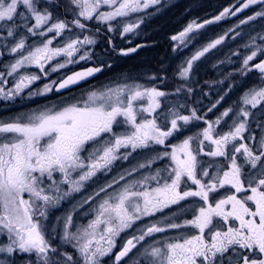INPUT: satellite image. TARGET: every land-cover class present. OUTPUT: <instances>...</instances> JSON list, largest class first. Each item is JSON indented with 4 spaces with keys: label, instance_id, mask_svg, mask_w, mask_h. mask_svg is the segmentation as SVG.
<instances>
[{
    "label": "snow or ice",
    "instance_id": "obj_1",
    "mask_svg": "<svg viewBox=\"0 0 264 264\" xmlns=\"http://www.w3.org/2000/svg\"><path fill=\"white\" fill-rule=\"evenodd\" d=\"M160 3L0 0V58L12 57L7 71H0V100L13 101L26 90L28 98L61 93L110 68L101 59L32 89L42 77L92 60L98 34L135 33L143 17L129 18ZM238 5L194 20L171 37L177 47L187 46L207 25L259 6L196 49L178 66L180 80L188 81L196 62L230 35L240 36L241 26L264 20V0ZM30 38L37 39L29 43ZM106 42L114 52L111 38ZM243 47L250 52L232 53L241 57L240 66L228 76L257 72L258 82L214 120L169 100L182 91L191 94L192 87L184 84L170 93L128 77L0 119V264H16L17 256L23 264H105L106 257H113L112 264H264V58L253 63L264 57V29ZM32 67L39 73L29 72ZM223 100L222 95L207 111ZM201 121L204 127L187 134ZM134 153L140 159L129 168L52 216L88 182ZM78 213L89 217L86 223L74 219Z\"/></svg>",
    "mask_w": 264,
    "mask_h": 264
},
{
    "label": "rangeland",
    "instance_id": "obj_2",
    "mask_svg": "<svg viewBox=\"0 0 264 264\" xmlns=\"http://www.w3.org/2000/svg\"><path fill=\"white\" fill-rule=\"evenodd\" d=\"M222 3L225 7L232 6L235 2L233 0H161L159 5L151 7L146 10L144 13L133 14L129 19L135 20L138 16L143 17V23L140 24V27L137 29L139 32L143 30L149 31L152 24H161L162 21L169 16V19L180 14L181 16H187L188 24L192 21L202 22L206 19H211L214 16L218 15L222 10H217V5ZM259 10V9H258ZM59 10H57V13ZM255 11L249 12L248 15L253 14ZM247 10L239 13L235 17H228L224 20L219 22L207 25L204 29L200 30L199 35L197 38L188 43L187 46H182L183 54L181 57L179 55L180 52L175 56L177 57L175 63H170V73L173 75L169 78V81L166 84V88L164 90L168 92H174L176 87L186 84L194 89L191 94H187L186 91H182L178 95H173L169 97V100L175 104H185L187 108H196L197 111L201 110L202 113H198L200 115L204 113H209L207 110L213 103L217 101L220 96H224V100L217 106L216 109L213 111L217 113V116L226 108L233 106L242 95L243 91L257 83V72H252L246 78H241L238 74L234 77H229L228 73L235 72V70L240 66L241 57L244 54H248L250 52L249 49L243 47L244 44L248 43L249 37L251 35H256L257 32H260L264 29V20H257L255 22H250L249 25H243L241 28L237 29V31L241 32V35L236 37L235 39L231 38L227 39L222 45H219L216 49H213L211 52L207 53L201 60L197 61L194 65L193 74L188 81L180 80L177 76V68L181 65L187 58H189L196 49L200 48L202 45L206 44L210 40L222 35L228 29L235 26L240 19H244L247 16L244 13ZM190 17V18H189ZM183 17L177 18L181 19ZM186 18V17H185ZM174 21V18L171 19V22ZM187 24V25H188ZM133 34V33H130ZM146 34V33H145ZM33 39L37 38H30L29 43H32ZM58 43V41H57ZM256 43H261L259 39H257ZM233 52H240L241 57L233 56ZM264 58L258 56L255 62H259V59ZM12 57L5 55L4 57L0 58V71H7L4 65L11 60ZM223 61V63H221ZM30 69V68H29ZM28 69L29 72H32ZM38 73V72H35ZM52 77L49 76V79ZM9 85L11 86L12 77H8ZM51 80L46 79V77H42L40 81H37L34 85H32V89L42 88L43 84L50 82ZM223 81V83H220ZM118 82H108L106 84H102L97 86L100 88L101 86H108L113 83ZM136 82L147 85V81L145 79H139ZM232 85V90L228 91L229 85ZM164 85V84H163ZM27 90L25 94L22 96L17 97L13 101H3L0 100V119H6L10 116H14L21 112H27L31 110H35L37 107H44L45 105L51 106L53 104H58L60 100H54L53 96L49 93L47 96H36L32 98L27 97ZM227 93V95H225ZM84 95V94H83ZM82 96V95H81ZM81 96H73V97H81ZM68 99V98H64ZM183 111V110H182ZM255 111V110H254ZM186 114L188 112L186 111ZM210 120V119H208ZM205 125L203 122H197L194 125L190 126V132L187 134H191L192 132L197 131L199 128L204 127ZM259 132V129H256ZM173 143L177 142L175 140L171 141ZM159 147V146H157ZM140 159L139 154L134 153L133 157H131L128 161H122L119 164V171L114 172H121L126 168H129L136 160ZM163 162H159L156 166H162ZM117 173L115 175H117ZM114 174H109L104 177L99 175V179H93V181L88 182L87 186L85 187L84 191L80 194H75L73 198L69 201L64 202L60 208L54 209L52 212V216H58L63 214L66 210H68L74 202L79 201L80 197L86 194H91L94 190L97 189L98 185L103 184L105 181H109L112 179ZM74 219L78 223H86L89 217L80 216L79 213L77 217ZM49 222H51V217ZM131 231V230H130ZM170 234H175L170 233ZM123 239V234L121 239L117 241V248L114 251H118L121 241ZM53 243H59V237L53 240ZM69 252L72 249L69 247L67 249ZM131 255V254H130ZM3 254H0L2 257ZM16 264H23V257L17 256ZM113 257H106L105 264H112ZM123 264V261L121 262Z\"/></svg>",
    "mask_w": 264,
    "mask_h": 264
},
{
    "label": "flooded vegetation",
    "instance_id": "obj_3",
    "mask_svg": "<svg viewBox=\"0 0 264 264\" xmlns=\"http://www.w3.org/2000/svg\"><path fill=\"white\" fill-rule=\"evenodd\" d=\"M259 6H252L247 9L243 17L248 16L249 12L258 10ZM59 12V11H58ZM183 17L181 19H177ZM186 17V18H185ZM174 21L171 22V19ZM190 18V17H189ZM90 26L92 22H89ZM188 24L187 16H181L180 14L169 19L167 16L161 24H152L149 31L141 29L136 30L133 34H127L124 36L119 35L118 32L98 34V43L94 47L93 58L90 61H81L78 64L69 65L68 67L61 69L59 72L51 73L52 77H46L48 80H54L62 78L66 74H71L73 71H79L82 68L95 65L99 60H105L111 64L110 68H105L103 72L98 73L95 77H92L87 82L79 84L71 89L63 90L61 93H50L54 100H60L69 98L70 96H81L86 94L89 90L96 89L97 86L106 84L108 82L123 81L125 77L130 80L145 79L148 86H157L164 90L169 78L173 75L170 73V63H175L179 52V57L183 54L182 46L177 47L178 42L171 39L172 36L178 35ZM146 33V34H145ZM111 38L112 45L115 46V51H111V45L106 41ZM57 41H54V46ZM137 48L136 52L130 53L127 56L119 54L121 49ZM108 49L109 51H105ZM63 59L62 57L60 58ZM53 64L56 61L52 62ZM49 68L51 65L48 66ZM32 72H38L39 69L32 67L29 69ZM47 70V69H46ZM50 75V76H51ZM157 77L156 80H151V77ZM163 78V82L161 79ZM164 84V85H163ZM166 91V90H165ZM184 114H186V111ZM202 113L201 110L198 113ZM205 114V113H204ZM202 114V115H204ZM217 116L216 111L207 113L206 119L214 120ZM122 161H117L111 174H115L119 171V164ZM108 173L107 175H109ZM104 177L105 175H101ZM113 177V176H108Z\"/></svg>",
    "mask_w": 264,
    "mask_h": 264
}]
</instances>
